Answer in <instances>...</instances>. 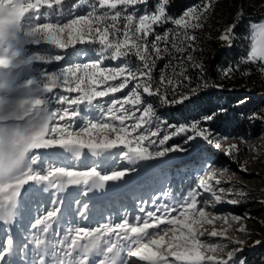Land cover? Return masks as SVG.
Segmentation results:
<instances>
[{"label":"snow or ice","instance_id":"1","mask_svg":"<svg viewBox=\"0 0 264 264\" xmlns=\"http://www.w3.org/2000/svg\"><path fill=\"white\" fill-rule=\"evenodd\" d=\"M65 3L66 0H0V224L7 228L19 214V198L25 185H29L27 194L32 196H41L55 189L51 206L45 214L35 218L30 225L34 231L30 237H25L34 245L33 264H48V258L52 264H97L94 259L97 256L102 258L99 264H131L132 258H137L141 264H236V255L243 251L242 248L228 252L225 257L222 251L227 245L206 244L199 239L203 233L198 235L194 227L218 218L209 219L205 208H214L221 202V196L212 192V186L203 179L179 201L157 203L159 197H153L154 210H147L145 202L141 201L139 214L131 223L124 214L119 222L108 219L95 227L69 223L63 235L59 227L51 231L54 224H61L63 216L64 201L57 199L56 193L68 186H76L83 188L82 194L87 195L94 189H104L109 181L122 180L135 170L123 168L102 172L98 163L91 167L81 165L79 162L85 156V150L95 160L112 149L121 148L120 156L135 162L183 151L180 145L166 146L170 139L180 134H187L185 143L200 138L208 144L213 143L212 138L218 135L207 127L213 115L190 124L167 125L171 131L164 132L159 125L165 122L157 118L153 105L146 104L142 95L159 96L162 104L177 105L190 101L197 94L195 89L189 90V94H180L177 91L180 85L174 84L163 72L159 83L169 90L170 95H161L159 89H153L155 61L149 59V49L161 58L166 49L159 48L158 42L165 37L157 35L150 44L148 42V36L154 33V25L171 20L178 28L184 29L185 39L193 42L188 47L193 48L196 37L189 36L187 29L200 26L196 23L200 19L196 9L186 11L179 19H172L166 14L169 0H157L155 10L139 16L138 23H134L135 13L124 10L130 5L147 3V0H96L99 7L90 5L91 11L86 15H75V10L88 0H75L68 13L72 18L53 20V15L63 17ZM105 7L108 11L97 15ZM207 7L205 5V10ZM109 17L110 23L107 22ZM121 19L124 21L122 26ZM234 27L221 38L228 40ZM259 30L264 34V23L259 25ZM65 32L68 39L62 38ZM141 39L144 44L137 43ZM29 43L46 44L49 48L29 54L25 50ZM97 43L99 58L71 62L53 71H42L38 78H34L33 63L64 61L66 50ZM57 50H65V53ZM130 54L142 62L141 66H101L106 56L116 60ZM260 56L264 58V50ZM249 58L256 59L255 48ZM186 59L191 60V56ZM261 71L264 72V68ZM184 79L190 78L184 76ZM131 82L135 83L127 96L111 99L107 106L96 104L109 122H96L81 115V105L91 108L97 98L119 93ZM56 89L68 94H54ZM72 93L76 95H70ZM137 112L141 115L137 116ZM252 118L259 119V116L254 114ZM77 119L85 120L78 129L75 127ZM153 125L155 130H151ZM161 133H164L162 137ZM50 149L63 150V156L57 158L74 160L76 166H57L53 157L43 156L39 151ZM231 149L238 151L235 145ZM230 154V151L226 152V155ZM216 171L212 169L208 175L214 176ZM199 190L212 192L215 203L209 205L198 200L202 194ZM227 202L235 204L238 201ZM73 203L77 206L75 211L79 218L87 220L90 205H81L79 199ZM173 212L178 216H173ZM231 219L241 217L232 215ZM162 225L173 227L162 228ZM209 235L225 237L226 232L213 230ZM5 244L6 247L0 250V262H5V256L14 250L15 242L10 234ZM27 249L25 244L21 251ZM239 264L245 262L241 260Z\"/></svg>","mask_w":264,"mask_h":264},{"label":"rangeland","instance_id":"2","mask_svg":"<svg viewBox=\"0 0 264 264\" xmlns=\"http://www.w3.org/2000/svg\"><path fill=\"white\" fill-rule=\"evenodd\" d=\"M74 2L75 0H66L63 17L53 15V20L64 19V17L72 18L68 16V13ZM156 3L157 0H147V3L130 5L124 11L126 13L134 12V23H138L139 16L151 14L155 10ZM90 5L99 7L96 0H88L87 4L75 10V15H86L91 11ZM205 5L208 6L206 10ZM117 7L121 8L120 5ZM191 9H196L200 15L199 21H196L200 26L195 28L189 26L187 29L189 36L196 37L194 47H188L193 42L185 39L184 29L178 28L169 20L154 25V33L148 36L149 44L155 40L157 35L165 37L164 40L158 42L159 48L166 49L161 53V57L163 54H167L165 63L163 64L161 61L160 65L157 64L159 58L151 49H149V59L155 61L152 71L154 90L159 89L161 95H170L169 90L159 83L163 72L166 77L173 80L174 84L180 85L177 89L180 94H189L191 89H195L197 94L190 101L177 105L162 104L159 96L142 95L146 104L153 105L157 118L165 122L159 125L164 129V132L171 131L167 125L176 127L180 124H190L202 120L205 116L213 115L214 118L207 123V127L218 134L212 138L213 143L208 144L200 138L185 143L187 134H180L170 139L166 146L180 145L184 149L183 151L169 152L162 157L135 162L122 158L120 152L123 149L121 148L112 149L95 160L90 158V154L85 150V156L79 162L81 165L86 164L91 167L98 163L99 170L102 172L123 168L135 170L122 180L109 181L104 189H94L87 195L82 194L83 188L76 186H68L65 190L56 193V198L64 201L63 216L61 224L59 226L54 224L51 231L54 232L59 227L61 235H63V231L69 226V223L95 227L98 223L106 222L108 219L119 222L124 214L128 215L131 223L139 214L138 206L141 201L145 202L144 207L147 210H154L152 207L153 197H159L157 203L169 204L179 201L191 189L196 188L200 180L203 179L212 186V192L221 196V202L216 203L214 208L211 206L205 208L209 219L213 216H217V219L212 220L211 223L202 222L194 226L198 230V235L203 233V235H199V239L206 244L227 245L222 251L225 257L228 252L242 248L243 251L236 255V264H239L241 260L245 264H264V72L259 68L248 69L243 72V75L236 76V69L239 68L240 63L237 61L230 63L229 61L227 65H221L213 59L214 51L219 47L231 46L235 35L232 30L228 40L221 37L228 34L227 30L235 25L237 18H245L246 32L242 36L245 41V55L241 60L264 62V58L260 56L261 50H264V34H261L259 30V25L264 23V0H201L194 6L184 9L178 17L172 19L181 18L186 11ZM103 11H108V9L105 7L97 15H102ZM107 22L110 23V17ZM123 23L124 21L121 19V26ZM167 24L170 25L167 26ZM161 30H163L162 33H160ZM62 38L68 39L67 32L62 34ZM137 43L144 44V40H137ZM45 48H49V46L30 43L25 45V50L29 54L39 53L41 49ZM254 48L256 49V59L251 60L249 57ZM57 51L65 53V50ZM99 51L98 43L78 45L75 50L71 48L66 50L64 61L54 64L33 63L32 74L34 78H38L42 71H53L71 62H88L97 59ZM188 56H191V60L186 59ZM141 64L142 62L135 55L130 54L128 57L116 60L106 56L101 66L116 68L130 65L137 68ZM194 65H200V67ZM229 68L232 69L230 72ZM184 76L190 79L186 80ZM118 82L110 81V83ZM134 83L131 82L119 93L97 98L91 108L81 105V115L92 121L109 122V118L103 116L101 109L96 104L101 103L107 106L111 99H122L131 92ZM226 85H230V88L237 92H242L241 99L237 100L234 105L237 107L231 111L225 109L221 99L215 94ZM54 94L68 93L62 89H56ZM70 95L74 96L76 93ZM54 99L55 95H53ZM244 100L250 103L240 105V102ZM254 114L259 116V119L252 118ZM136 115H141V112H137ZM84 123L85 120L77 119L75 127L78 129ZM150 127L151 130H155V125ZM163 134L161 133V137ZM217 143L219 147H217ZM233 145L238 148V151L231 149ZM39 151L43 156L53 157L57 166H76L77 162L74 160L57 158L60 155L63 156V150ZM229 151L231 154L226 155V152ZM212 169H217V171L214 176L210 177L208 172ZM28 188L29 185H25V188L21 190L20 212L14 221L7 228L0 224V250L6 247L7 235L10 234L15 242L13 252L9 256H5V262H10V264H33L32 249L34 245L25 237L31 236L34 231L30 227L31 223L39 215L46 213L51 206L53 193L56 191L50 189L48 193L41 196H32L27 194ZM220 189H223V192ZM199 191L202 194L197 197L198 200L209 205L215 203L212 192ZM164 193L167 195L165 196ZM77 199L81 201V205L83 203L90 205L87 220H81L76 214L77 206L73 201ZM94 199L96 204H91ZM229 200L238 202L228 203ZM172 215L178 216V213L173 212ZM232 215L241 217V219L232 220ZM225 216L227 222H225ZM161 227L170 229L173 226L162 225ZM241 228L245 231H238ZM213 230L226 232V236L212 237L209 233ZM237 240L243 241V243L232 242ZM257 241L260 243L257 244ZM25 244L28 249L22 252L21 249ZM94 259L99 264V260L102 258L97 256ZM169 259L173 258L169 257ZM5 262H0V264H5ZM48 264H52L51 258H48ZM131 264H141V262H138L137 258H132Z\"/></svg>","mask_w":264,"mask_h":264},{"label":"trees","instance_id":"3","mask_svg":"<svg viewBox=\"0 0 264 264\" xmlns=\"http://www.w3.org/2000/svg\"><path fill=\"white\" fill-rule=\"evenodd\" d=\"M201 0H169V5L166 9V14L171 18L178 17L184 9L194 6L196 3H198ZM170 24H167L169 26ZM166 29V28H164ZM163 29V30H164ZM160 33H162V31ZM233 32L235 35L233 44L231 46H224L217 48L213 53V59L221 64V65H227L228 62L230 63H240L239 68L236 69V76L239 74L243 75V72L248 69H262L264 68V62L255 61V62H249V61H242L241 58L245 55V41H243L242 36L246 32V19L245 18H237L235 22V27L233 28ZM167 57V54H163L161 58L157 60V64L160 65L161 61H163V64L165 63V59ZM162 64V65H163ZM216 78V76H215ZM242 92H237L235 89H231L230 85H226L222 87V90L218 93H215L222 101L223 106H225V109L227 111L233 110L236 105V101L241 99L240 94ZM242 104H249L250 102H247L246 100L240 102ZM174 110H176L174 108ZM207 113V112H206ZM228 113V112H227ZM219 120V118H216ZM215 119V120H216Z\"/></svg>","mask_w":264,"mask_h":264},{"label":"bare ground","instance_id":"4","mask_svg":"<svg viewBox=\"0 0 264 264\" xmlns=\"http://www.w3.org/2000/svg\"><path fill=\"white\" fill-rule=\"evenodd\" d=\"M91 204H96V200L94 199V200L91 202Z\"/></svg>","mask_w":264,"mask_h":264}]
</instances>
